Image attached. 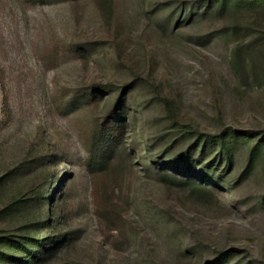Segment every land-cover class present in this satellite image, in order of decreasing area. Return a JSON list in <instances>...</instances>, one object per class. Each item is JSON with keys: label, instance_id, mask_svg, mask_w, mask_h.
Here are the masks:
<instances>
[{"label": "rangeland", "instance_id": "rangeland-1", "mask_svg": "<svg viewBox=\"0 0 264 264\" xmlns=\"http://www.w3.org/2000/svg\"><path fill=\"white\" fill-rule=\"evenodd\" d=\"M219 3L0 0L10 263L264 264V0Z\"/></svg>", "mask_w": 264, "mask_h": 264}, {"label": "trees", "instance_id": "trees-1", "mask_svg": "<svg viewBox=\"0 0 264 264\" xmlns=\"http://www.w3.org/2000/svg\"><path fill=\"white\" fill-rule=\"evenodd\" d=\"M29 1L40 2L43 0H29ZM226 2H227V0H220V3H219L220 8H223ZM115 113H116V111H115ZM118 125L119 124L113 123L110 130L108 128H107V130L101 129L95 134L94 137H95L96 143L98 144L97 150H100L101 149L100 147H103L105 144L106 145L110 144L111 140L116 139L118 137V135L121 134V130H120L121 128L117 127ZM237 138H238L237 135L229 136L226 134H223V135L218 137L219 149H220V151L223 152L222 158H223V160L225 158V161L227 162V164H230L232 161V154L230 152L229 144L235 143L237 141ZM260 144H261V141L258 140L257 143L249 149L247 156H246V163H245L246 164L245 166L247 168H249V166H251V164L253 163V161L255 159L256 152H257ZM202 150H203V148L201 149V151ZM168 176H169L170 180H172L173 182H175L177 184H181V185L198 184L196 181H194L192 179L179 178V177L174 176V175L173 176L168 175ZM202 189L205 190L206 188L202 187ZM48 211H47V213H48ZM47 218H48V214H47ZM35 240L36 241L34 243V246L38 249V252H40L39 254L37 253L39 256L36 258V252H32L30 255L29 254L26 255L27 256L26 259H20L19 261H16V263H14V264H38V262L45 259L47 255L52 254L56 248V245H57V242H56V243H53V245H50L48 248L43 249L44 245L42 244V241H40V239H35ZM5 244H6L5 245L6 248H8L9 245L12 246V243L10 241L5 243ZM0 246H1V243H0ZM39 246L42 247V249H40ZM0 254L5 255L3 257L5 259L7 258L9 260V262L8 261H5V262L12 264V263H10L12 261L11 256H9V255L7 256V253H5L1 250H0Z\"/></svg>", "mask_w": 264, "mask_h": 264}]
</instances>
